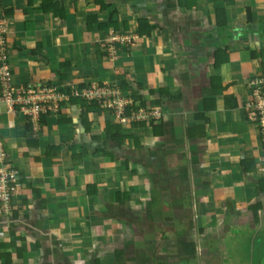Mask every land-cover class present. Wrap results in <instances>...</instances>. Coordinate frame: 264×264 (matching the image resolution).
I'll return each instance as SVG.
<instances>
[{"label": "crops", "instance_id": "crops-1", "mask_svg": "<svg viewBox=\"0 0 264 264\" xmlns=\"http://www.w3.org/2000/svg\"><path fill=\"white\" fill-rule=\"evenodd\" d=\"M102 3L104 10L95 0H0L12 83L66 95L90 82L127 83L132 102L138 87L141 105L165 109L161 125L154 133L149 120L129 122L119 146L103 131L111 112L85 113L71 96L37 128L4 112L0 136L18 185L14 217L0 221V264H264L262 145L243 106L247 81L264 73V0ZM54 4L62 16L45 9ZM139 19L148 32L137 33ZM111 32L129 37L114 59L97 42ZM148 157L178 186L165 185ZM131 212L141 214L138 226ZM172 220L186 223L183 237L167 224L149 253L152 222Z\"/></svg>", "mask_w": 264, "mask_h": 264}, {"label": "built area", "instance_id": "built-area-1", "mask_svg": "<svg viewBox=\"0 0 264 264\" xmlns=\"http://www.w3.org/2000/svg\"><path fill=\"white\" fill-rule=\"evenodd\" d=\"M8 25L0 16V117L6 113L24 115L34 128L39 125L42 114L57 112L64 99L70 96L96 100L100 106L112 109L122 120H144L157 118L159 110L138 108L125 114L131 100L120 96L117 89H110L103 82H90L82 87L73 86L69 95L61 92L59 87L49 84L15 85L12 83V72L8 60L7 44ZM248 97L244 101V110L250 122L258 131L261 139L262 157L264 162V73L247 81ZM119 90V89H118ZM156 114V115H155ZM264 170V165H259ZM18 185V171L9 160L3 139L0 136V216H9L12 212L11 187Z\"/></svg>", "mask_w": 264, "mask_h": 264}, {"label": "rangeland", "instance_id": "rangeland-1", "mask_svg": "<svg viewBox=\"0 0 264 264\" xmlns=\"http://www.w3.org/2000/svg\"><path fill=\"white\" fill-rule=\"evenodd\" d=\"M135 4H137V2H135ZM124 5V4H123ZM138 5V4H137ZM116 7L117 6H115V11H117L116 10ZM120 10L121 9H124V7H118ZM114 11V12H115ZM137 27H138V23H137V26H136V29H137ZM128 39H129V37H127V36H119V35H116V34H114V33H109L108 34V36H101V38H99V39H97V42H100V41H102V42H104L105 43V46L107 47L106 48V52H107V54H108V56L111 58V59H114V58H116L117 57V48L119 47V44H125L126 43V41H128ZM117 45V46H116ZM100 46H102V45H100ZM105 46L103 47V48H105ZM99 83H102V82H99ZM105 83L108 85V88H110V89H117L116 91H118L120 94V96L122 95L123 97H126L127 98V95H125L124 94V92L122 91V89H120V87L118 86V85H120L119 84V82H115V81H105ZM57 87V86H56ZM71 87H73V86H71ZM119 89V90H118ZM132 90H133V94H135L137 97H139L138 99H136V100H134V101H136L137 103H134V105H136V106H139V108L140 107H144L145 108V106L144 105H141L140 103L141 102H143L142 101V94H140L141 92H140V89H138V87H135V88H132ZM141 101V102H140ZM131 102V101H130ZM144 104L146 105V107H151V106H149L145 101H144ZM101 108V107H100ZM109 109V108H108ZM147 109V108H146ZM149 109H155V111L156 110H160L159 108H157V107H151V108H149ZM103 111H106V110H103ZM106 112H109V111H106ZM111 112V111H110ZM160 112H162V114H163V112H165V109H163V111H160ZM159 112V113H160ZM162 114H157V117H159V116H162ZM111 115L113 116V118H112V120L113 119H115V120H110V122L111 123H119L120 125H121V129H122V131L124 132V127L125 126H129V120H122V119H119V117H117V115H115V113H114V111H112L111 112ZM156 115V114H155ZM109 121V120H108ZM125 135H127V134H125ZM109 140V139H108ZM158 151L159 150H156V151H154V155H155V158H157V157H159V153H158ZM157 159H159V158H157ZM148 161H149V163H150V165L156 170V168H157V165H155V163L156 162H153V159H150L149 157H148ZM160 164L158 165V168H157V171H159V173H160V176L162 177V178H166L167 179V182H165V185L167 184V185H170V184H172L173 186H175V187H177L178 185H177V179H175V181H174V179H170V177H168V174L167 173H165V170H167L165 167H163V168H160ZM159 168H160V170H159ZM165 176V177H164ZM169 179L171 180V181H169ZM174 187V188H175ZM163 200H164V198H163ZM140 217H141V214L139 213V212H131V219H130V222L131 223H134V225H137L138 226V223H141V222H139L140 221ZM144 217V216H143ZM156 218V217H155ZM156 220V219H155ZM153 224H152V226H155V229L157 230V231H159V233H157V231H153V230H151V231H149L148 233H146V236H147V239H145L146 240V245H147V251L149 252V253H151V251H153V249H154V246L156 245L155 243L157 242V244H158V241H159V237H161L160 236V229L161 230H163L164 228V226L165 225H169L170 227H171V225H173L174 227H175V231L176 232H180V234H181V237H183V235H184V232H183V230H182V228H184L185 226H186V223L185 222H177L176 220H175V222H173V220L171 221V222H169V223H167V221L166 222H163V224H162V222H152ZM190 226H191V224H190ZM172 234V235H171ZM166 235V237H168L169 236V238H176L177 236L175 235V233H170V234H165ZM191 235V233L189 234V236ZM140 240V237H138V235H137V237L135 238V236H134V240L136 241V240ZM205 239H209V238H205ZM140 243V242H139ZM139 243H137L138 244V246L140 247V245H139ZM142 243H144V242H142ZM138 246L137 247H135V248H138ZM143 246V245H142ZM161 248V247H160ZM175 249H173L172 250V252L174 251ZM163 251V250H162ZM162 251H161V249H156V256L154 257V260H155V263H156V260H159L160 262L162 261H165V258L163 257V259L161 258L160 259V257H161V255H162ZM168 251H170V249L168 250ZM164 252V251H163ZM171 252V251H170ZM161 254V255H160ZM151 255V254H150ZM154 260H152V261H149V262H154ZM175 261H177V258H175ZM161 262V263H162ZM181 262H183L184 264H186V261L184 262L183 261V259L181 260L180 259V263ZM190 264V263H189Z\"/></svg>", "mask_w": 264, "mask_h": 264}, {"label": "trees", "instance_id": "trees-1", "mask_svg": "<svg viewBox=\"0 0 264 264\" xmlns=\"http://www.w3.org/2000/svg\"><path fill=\"white\" fill-rule=\"evenodd\" d=\"M95 1L100 3L99 7H100L101 10H104L107 7V5L105 3H102V0H95ZM45 9H47V10L50 9L56 15H59V16L63 15L62 6H58V5L54 4V5H52L51 7H48V8L45 7ZM220 10H221V12H223V20H221V21L219 20ZM216 16H217L216 23L218 25H221V26L223 25V27L226 26V19H225V15H224V9L217 8L216 9ZM111 24H112L113 27H116V22H112ZM107 26H108V24H103V23H99L98 24V27L100 29H107ZM150 28H151V26H149L147 24V20L139 19L138 27H137V33L138 34H142L144 32H148ZM122 85H121L122 90L124 89V87L128 88L127 83H123ZM131 96H132V98L134 100L139 98L136 95H132L131 94ZM71 98H72V100H78V101L80 100V102L82 103L83 107L85 108L84 109L85 113H87V112H100L101 110H106V111H109V112L113 111L112 109H107L105 107L100 106V104L96 100L87 101L84 98L74 97V96H71ZM138 108H139V106L134 105V103L131 101V103L129 105H127V107H126L125 114L130 117V112L131 111H136ZM48 114H49V112H48ZM43 116H44V114H42L40 116L39 120L42 119ZM129 122H130V125H132V126H142L143 124L146 123V121H144V120H130ZM148 123L153 128V132L154 133L158 132L157 129H158V126L161 125V123L159 122V120L157 118H151L148 121ZM88 124L89 123L85 124V128L87 130L89 129ZM194 127H195L196 130L197 129H201L203 132L205 130V125H202V124L201 125L197 124ZM195 129L193 128V130H192V134L191 135H193V136L196 135V134H194V130ZM103 131L105 133L106 139L112 140L114 143H116L119 146H120V144L123 142V140L125 138V135H123L122 132H121L122 131L121 130V125L119 123H111L108 120H106ZM89 187L92 188V187H94V185H89ZM93 190H94V188H93ZM11 191H12V194H11V205H12V211H13V204H12L13 187H11ZM10 217L11 218L14 217L12 212H11V215H9V216H3V217L0 216V221L2 222V220L10 218ZM18 238H20V237H18ZM23 247H24V245H21V246L18 247V254H21V252H22L21 250L23 249Z\"/></svg>", "mask_w": 264, "mask_h": 264}]
</instances>
